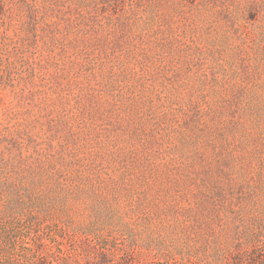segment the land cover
<instances>
[{
	"label": "rangeland",
	"instance_id": "1",
	"mask_svg": "<svg viewBox=\"0 0 264 264\" xmlns=\"http://www.w3.org/2000/svg\"><path fill=\"white\" fill-rule=\"evenodd\" d=\"M0 264H264V0H0Z\"/></svg>",
	"mask_w": 264,
	"mask_h": 264
}]
</instances>
